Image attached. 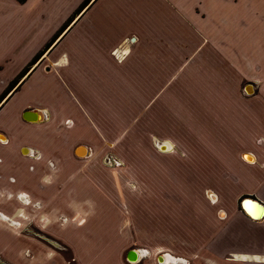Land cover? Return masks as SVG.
Instances as JSON below:
<instances>
[{
	"label": "crops",
	"instance_id": "0c3cea01",
	"mask_svg": "<svg viewBox=\"0 0 264 264\" xmlns=\"http://www.w3.org/2000/svg\"><path fill=\"white\" fill-rule=\"evenodd\" d=\"M54 1L26 0L20 3L18 0H0V51L30 48L15 73L0 80V95L31 58L43 51L0 103V128L8 130L13 127L19 109L21 118L28 110L39 112L43 118L39 122L22 119L26 123L35 125L43 122L50 111L39 107L47 102L43 98L46 94L53 100V104L48 102L53 109L66 105L69 111L78 113V105L87 121L95 127L97 108L103 111L116 106L122 110L126 108L134 114L136 137H125L120 146L128 147V151L118 150V158L126 161H131V158L135 163L146 160L148 151L155 166L150 176H167L165 165L161 164L162 161L157 162V156L168 155L175 145L171 139L165 138L170 137L174 129L173 123L168 125V115L174 112L175 80H218L223 87L213 92L200 91L197 95L206 94L214 98L213 106L219 108V117H214L213 126H206L209 133L204 131L199 135L198 147H190L189 142L180 143L188 156L202 157L212 164V172L198 167L199 181L203 180L205 184L206 178L211 177L216 190L221 189L222 179L227 177L222 170L229 169V193H236L235 202L231 200L228 203L225 197L206 191L215 196L217 202L214 203L221 204L226 213L221 211L224 216L211 217L210 221L215 226L209 237L214 239L204 247H213L218 257L226 254L230 258L231 255L238 257V261L229 258L226 263L219 260L217 264H264V217L254 220L241 207V201L246 197L264 205V85L257 91L253 78L255 68H264V0H90L51 40L83 0L58 8L52 7L55 6ZM51 10L57 12L56 21L46 27L45 21ZM127 38L132 43L126 41ZM116 47L129 51L125 60L118 62L113 58L111 51ZM51 56L57 63L44 68ZM229 81L238 83V87L247 82L242 90L236 86L229 93L224 84ZM258 81L263 83L264 76H260ZM247 84L253 85L251 95L244 91ZM67 90L77 105L69 100ZM187 96L188 92H183V97ZM158 113L166 115L162 118L164 122L159 121ZM10 116H13V121ZM3 137L7 142L1 144L6 145L9 138L7 135ZM137 137L140 141L136 140ZM170 144L172 149L168 151ZM162 145H167V149L161 150ZM78 146H85L89 155L77 157L75 149ZM23 149H28L27 154L21 152L25 157L34 152L23 147L20 151ZM92 151L88 144L77 145L70 153L71 159L76 162L86 160ZM1 154L0 165L4 173L0 178V255L13 264H18L19 260L37 264L39 253H35L32 261L23 258L29 241L19 239L27 236L21 235L15 221H20L23 226L28 224V220L41 224L44 214L39 210L42 208L40 204L45 202L43 193L46 191L39 190L35 195L32 192H36L35 181L21 173L17 181L22 187L29 186L30 192L27 193L32 196L18 192V186L9 183L3 167L4 157L9 156ZM43 158L41 156L39 160ZM174 159L177 157L173 155ZM5 165L10 168V165ZM46 175L40 177L43 183L52 179V175ZM189 190L187 187L184 191L189 193ZM197 190L193 188L191 191L196 193ZM16 193L27 195L28 209L19 205V196L18 200H11ZM56 205L58 202H54ZM29 209L37 213L36 218L29 214L26 218ZM199 222H202L200 216ZM137 251L139 261L149 254L144 249ZM167 253L174 260H166V264H185L184 259L173 252H162L161 255L166 257Z\"/></svg>",
	"mask_w": 264,
	"mask_h": 264
},
{
	"label": "rangeland",
	"instance_id": "374dc122",
	"mask_svg": "<svg viewBox=\"0 0 264 264\" xmlns=\"http://www.w3.org/2000/svg\"><path fill=\"white\" fill-rule=\"evenodd\" d=\"M74 1L55 0V6L52 7L68 6ZM56 15L57 12L51 10L45 21L46 27L56 21ZM126 41L132 43L129 38ZM29 51L27 47L0 51V80L12 76ZM128 54L129 51L121 47L111 51L118 62L125 60ZM52 57L43 65L44 68L57 63ZM260 76H264V68H255L253 78L257 91L264 85V82L258 81ZM246 82L239 87L238 83L232 81L224 84L230 93L236 86L242 90ZM221 87L223 85L220 86L218 80H175L174 112L168 115V125L173 123L174 129L172 135L165 138L171 139L176 146L173 149L171 146L172 151L168 155H156L157 162L162 161L164 170L168 172L167 176L157 178L150 176L155 166L153 156L148 151L146 160L135 163L131 158V161H126L116 154L118 150L128 151V147L120 146L127 135L136 137L134 114L126 111V108L110 107L109 111L97 108L99 111L94 114L95 127L87 121L84 111L67 90L66 94L77 105L78 113L69 111L66 105L53 109V100L46 94L43 98L47 102L39 105L50 109L43 122L35 125L26 123L21 118V109L17 117L15 115V120L10 116L14 120L13 127L8 125L11 127L8 130L6 127L0 128V133L9 138L6 145L0 141V160L3 157L1 153L9 156L3 159L8 181L18 186V192L32 196L27 193L30 187H22L17 181L23 173L35 181L36 192L32 191L35 195L39 190L46 191L43 193L46 195L45 202L40 204L42 208L39 210L44 214L41 224L36 225V220L27 222L24 219L28 224L23 226L20 221H15V227L21 235L27 236L19 239L29 241L24 248L23 258L32 261L36 257L35 253H39L37 264H161L157 257L169 251L181 256L185 264H217L219 260L226 263L229 254L218 257L213 247H204L214 239L209 237L215 226L210 221L211 217L224 216L221 211L226 213L221 204H215L216 199L212 200L206 191L211 190L219 197H225L228 203L231 200L235 202L236 193H229L230 171L222 170L227 177L222 179L221 189L216 190L211 177L206 178L208 181L205 180V184L197 178L199 169L212 172V164L202 157L197 159L188 156L187 151L180 146L181 142H189L190 147H198L199 135L204 131L209 133L206 126H213L214 117H219V108L213 106L214 98L206 94L200 97L197 93L213 92ZM183 92H188V96L183 97ZM49 101L52 102L50 106ZM165 116L164 113L157 114L162 122ZM136 140L140 141L139 137ZM81 144H88L93 154L86 160L79 159L76 162L71 159L70 153ZM22 147L33 149L34 157L22 155ZM173 155L177 159L172 160ZM41 156L44 158L39 160ZM5 164L10 165V168ZM0 169L1 178L4 173L1 165ZM44 174L52 175V179L43 183L40 177ZM187 187L191 190L197 188L198 192L189 190L186 193L184 190ZM14 195L11 200L19 196V205L28 209L29 204H23L29 200L27 195ZM20 196L25 197L20 199ZM54 202H58L59 207L54 206ZM32 211L29 209L26 212V218L29 215L35 217L37 213ZM199 216L202 222H199ZM131 249H144L149 254L141 261L131 263L126 260V253ZM0 264L13 263L0 255ZM18 264L26 263L19 260Z\"/></svg>",
	"mask_w": 264,
	"mask_h": 264
},
{
	"label": "water",
	"instance_id": "95a60500",
	"mask_svg": "<svg viewBox=\"0 0 264 264\" xmlns=\"http://www.w3.org/2000/svg\"><path fill=\"white\" fill-rule=\"evenodd\" d=\"M244 91L247 95L253 94V85L247 84L244 88ZM22 119L27 122H39L43 118L41 119L39 112L28 110L22 114ZM1 137L2 138L0 139L4 140L3 136ZM166 149H167V145L161 146V150H166ZM22 153L27 154L28 149H23ZM75 155L79 158H85L89 155V150L85 146H78L75 149ZM209 197H211L212 200H215V196L212 193H209ZM241 207L243 211L254 220H261L264 217V205L261 202L257 201L256 199H253L252 197H246L242 199ZM126 260L131 263L137 262L138 260L137 252L134 249L129 250L126 253ZM157 260L158 263H162L163 256L160 255L157 258Z\"/></svg>",
	"mask_w": 264,
	"mask_h": 264
},
{
	"label": "trees",
	"instance_id": "16d2710c",
	"mask_svg": "<svg viewBox=\"0 0 264 264\" xmlns=\"http://www.w3.org/2000/svg\"><path fill=\"white\" fill-rule=\"evenodd\" d=\"M20 3L25 2L26 0H18ZM90 2V0H83L81 2V4L75 9V11L73 12V14L61 25V27L59 28V30L57 31V33H55L51 40L54 39L56 37V35L62 31L63 29H65L67 27V25L70 23V21L72 20V18L74 16H76L84 7L87 6V4ZM49 44L46 45V47ZM43 51H40L38 53H36L31 60L26 64V66L12 79V81L10 82L9 86L7 87V89L0 95V102L1 100L4 98L5 94L11 90L18 82V80L32 67V65H34L37 60L39 59L40 55L42 54Z\"/></svg>",
	"mask_w": 264,
	"mask_h": 264
},
{
	"label": "flooded vegetation",
	"instance_id": "af4514ba",
	"mask_svg": "<svg viewBox=\"0 0 264 264\" xmlns=\"http://www.w3.org/2000/svg\"><path fill=\"white\" fill-rule=\"evenodd\" d=\"M9 92V91H8ZM7 92V93H8ZM7 93L5 94V96H4V98L1 100V102L5 99V97L7 96ZM0 102V103H1ZM2 135H0V138H2L1 137ZM4 138V137H3ZM2 143H6L7 142V140L4 138V140H0ZM4 141V142H3ZM30 152H33V149H30ZM31 156H33L34 157V155L33 154H31ZM0 162H1V160H0ZM20 199H22V197H20ZM23 204H25V203H23ZM26 204H28V201L26 202ZM1 219V218H0ZM2 220V219H1ZM17 225V223L15 224V226ZM234 258L232 259V261H238L237 259H238V257L236 256V255H234L233 256ZM168 259H169V256H168V253L166 254V260L168 261Z\"/></svg>",
	"mask_w": 264,
	"mask_h": 264
},
{
	"label": "bare ground",
	"instance_id": "6f19581e",
	"mask_svg": "<svg viewBox=\"0 0 264 264\" xmlns=\"http://www.w3.org/2000/svg\"><path fill=\"white\" fill-rule=\"evenodd\" d=\"M170 148H171V145H169V150H170ZM249 159H251V160H253L252 158H250L249 157ZM136 252H137V254H138V260L137 261H139L140 260V255H139V252L137 251V250H135ZM163 256V261H162V263L161 264H166V257L164 256V255H162ZM169 256V259H168V261L167 262H170V261H172V260H174V258L172 257V255H168Z\"/></svg>",
	"mask_w": 264,
	"mask_h": 264
},
{
	"label": "snow or ice",
	"instance_id": "6c2138e0",
	"mask_svg": "<svg viewBox=\"0 0 264 264\" xmlns=\"http://www.w3.org/2000/svg\"><path fill=\"white\" fill-rule=\"evenodd\" d=\"M245 159H247V157H245Z\"/></svg>",
	"mask_w": 264,
	"mask_h": 264
}]
</instances>
